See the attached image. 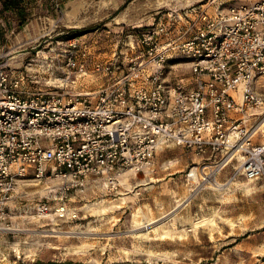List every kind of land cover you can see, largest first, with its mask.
Segmentation results:
<instances>
[{
	"label": "built area",
	"instance_id": "obj_1",
	"mask_svg": "<svg viewBox=\"0 0 264 264\" xmlns=\"http://www.w3.org/2000/svg\"><path fill=\"white\" fill-rule=\"evenodd\" d=\"M61 1L48 0L57 11ZM169 15L134 36L129 51L103 58L66 37L63 76L45 91H26L0 63V222L18 181L55 180L47 187L62 216L71 192H117L131 174L152 171L166 147L200 159L185 174L191 191L217 189L216 174L233 159L227 186L264 180V120L250 117L264 106V0ZM181 63L187 73L173 76Z\"/></svg>",
	"mask_w": 264,
	"mask_h": 264
},
{
	"label": "rangeland",
	"instance_id": "obj_2",
	"mask_svg": "<svg viewBox=\"0 0 264 264\" xmlns=\"http://www.w3.org/2000/svg\"><path fill=\"white\" fill-rule=\"evenodd\" d=\"M206 1L82 0L84 10L77 22L62 26L40 21L36 37H30L29 26L15 25L11 31L1 32L8 46L0 55V63L23 78L26 91H45L50 81L63 76L59 66L64 59L61 54L68 48L62 40L65 34L79 35L92 54L100 51L107 57L114 50L129 51L134 36L158 20L167 19L169 14H184ZM230 2L214 1L213 5L226 7ZM54 33H59L57 40L52 37ZM187 71L186 64L181 63L171 74L185 75ZM84 80L89 89L96 88L94 77ZM250 117L254 123L264 120V106L251 110ZM231 164L237 161L233 159L224 169ZM50 183L56 185L55 180L16 182L5 202L9 216L0 222V264H264V180H234L228 186L224 183V189L200 186L191 191L186 186V194L175 202V208L162 215L150 210L146 217L140 207L142 191L134 190L125 195L71 192L65 201L66 212L60 216L55 211L58 194L47 187ZM239 186L246 192L247 210L245 216L237 217L242 221L237 229L233 221L221 226V218L220 222L204 219L199 228H191V213L193 217L208 214L204 203L198 206L195 198L217 191L232 192ZM160 190L159 186L153 189L156 197ZM128 195L134 198L120 197ZM254 195L262 199L261 208L255 209ZM187 198L186 204H179ZM37 203L46 204L47 213H37ZM156 224L161 227L155 228ZM147 227L150 230L145 232Z\"/></svg>",
	"mask_w": 264,
	"mask_h": 264
},
{
	"label": "crops",
	"instance_id": "obj_3",
	"mask_svg": "<svg viewBox=\"0 0 264 264\" xmlns=\"http://www.w3.org/2000/svg\"><path fill=\"white\" fill-rule=\"evenodd\" d=\"M214 1L216 2L220 0H207L206 2H203L197 6L198 8L196 9H206L207 11L213 10V13L216 8V6L213 5ZM254 1L257 0H232V2H230L228 5L251 3ZM82 10H84L82 0H62L61 7L58 11L51 8L48 0H28L25 3L22 2V0H7L2 5L0 4V55L8 46V42L1 38V32L5 30L11 31L14 29L15 25H22L25 27L29 26L28 32L30 37H33V35L36 37L39 30V24L41 22L47 21V23L62 26L68 25V23H74L81 19L80 14L82 13ZM82 19H84V16ZM72 26L76 27V25ZM19 34L22 33L20 32ZM58 34L59 33H54L52 37L55 39L56 36H59ZM64 37L66 38L68 35L66 34ZM64 37L62 40H65ZM96 54H98L97 57L101 58L106 55V53L100 51ZM255 140L257 141L256 138ZM199 161L200 159L197 156L186 152L181 147H166L160 149L155 156L153 170L145 173L140 172L137 174H131L127 178L125 186L121 187L116 193L125 195L133 192V190L135 192L142 191L143 197L141 196L142 201L140 202V207H142V216H150L149 211L154 209L157 210V212L161 215L165 214L178 205L175 204V202L181 200L186 194V186L187 189H190L185 174L191 164ZM231 170L232 166H228L226 169L221 170L216 174V180L223 183L231 173ZM237 180H243V178L240 177ZM223 185L224 186L221 185L222 188L227 187L224 183ZM157 186H159L161 189L158 192V197H156L155 192H153V189H156ZM221 187L218 186L219 189H221ZM91 191L97 192L98 190H93L90 188L86 194H89ZM133 195L136 197L135 194ZM120 197L134 198L132 195ZM188 199L189 198L181 201L179 204H186ZM195 201L199 202L198 206L204 203L202 206H205L208 209V214L201 216L197 215L193 217L191 213V228H199V226L202 225L200 224V221H203L204 219L214 218L217 219V222H220L218 219L221 218V226H228V221H233V224L237 229V227H239V225L242 223L241 219L237 217L240 214L243 216L246 215V192L244 188L240 186L237 190L232 192L217 191L209 196L200 195L197 199L195 198L194 202ZM253 201L255 209H257V207L261 208L260 204L262 203V199L258 195H254ZM61 203V201H58L55 203V206H60ZM163 211L164 213H162ZM194 214L196 215V213ZM218 226L220 225L218 224ZM154 227L158 228L161 226L160 224H156ZM191 228L188 227V229ZM211 231L214 232L216 229ZM260 246H262V244L256 245V247Z\"/></svg>",
	"mask_w": 264,
	"mask_h": 264
},
{
	"label": "trees",
	"instance_id": "obj_4",
	"mask_svg": "<svg viewBox=\"0 0 264 264\" xmlns=\"http://www.w3.org/2000/svg\"><path fill=\"white\" fill-rule=\"evenodd\" d=\"M5 3V2H4ZM2 5V4H1ZM76 31V30H74ZM68 35V34H67ZM69 36V35H68ZM35 264H66V262H55V261H46V262H43V261H37ZM120 264V263H118Z\"/></svg>",
	"mask_w": 264,
	"mask_h": 264
},
{
	"label": "bare ground",
	"instance_id": "obj_5",
	"mask_svg": "<svg viewBox=\"0 0 264 264\" xmlns=\"http://www.w3.org/2000/svg\"><path fill=\"white\" fill-rule=\"evenodd\" d=\"M221 185L224 186L223 183H221V182H218V183L216 184V186H220V187H221ZM223 188H224V187H223ZM223 188L221 187V189H223ZM218 189H219V188H218ZM153 228H154V227H153ZM149 230H150V228L147 227V229L145 230V232H147V231H149Z\"/></svg>",
	"mask_w": 264,
	"mask_h": 264
}]
</instances>
